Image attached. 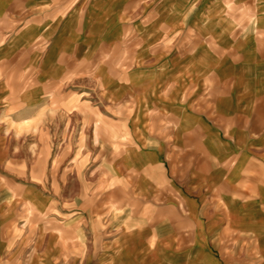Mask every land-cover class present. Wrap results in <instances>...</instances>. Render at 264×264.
Returning <instances> with one entry per match:
<instances>
[{
	"label": "crops",
	"instance_id": "obj_1",
	"mask_svg": "<svg viewBox=\"0 0 264 264\" xmlns=\"http://www.w3.org/2000/svg\"><path fill=\"white\" fill-rule=\"evenodd\" d=\"M82 156L132 195L87 219L26 175L0 262L7 232H38L31 264H264V0H0V167L57 157L78 179Z\"/></svg>",
	"mask_w": 264,
	"mask_h": 264
},
{
	"label": "rangeland",
	"instance_id": "obj_2",
	"mask_svg": "<svg viewBox=\"0 0 264 264\" xmlns=\"http://www.w3.org/2000/svg\"><path fill=\"white\" fill-rule=\"evenodd\" d=\"M65 101L67 102V111H73V101L79 100L80 96H73L71 93H67L65 95ZM94 94L92 93H85L83 94L82 99H94ZM58 100L59 98H56ZM60 99H62L60 97ZM69 107V109H68ZM88 111H90L88 109ZM72 116V115H71ZM95 117L98 118V121L101 120V114L98 112ZM69 130L67 131L69 133V140L66 141L65 145L69 148L70 146L72 148L75 147V140L73 139V121L70 123ZM105 124L102 121V125L99 127H103V132L101 133L100 137H105L104 127ZM89 127V126H88ZM56 129V128H55ZM97 139V141L94 140H88V141H82L83 149H101V144H104L103 151L108 147L111 148V142L110 141H104ZM63 142H60L61 145ZM122 142H114V150L115 152H118L121 148ZM106 146V148H105ZM54 147H58V142H54ZM64 148V147H63ZM100 151V150H99ZM31 158L28 157H18V158H6L4 161V165L0 167V198L1 197H10L14 196V194H19L23 191L21 187L14 188L15 182H21L22 180H25L26 175L29 176L30 180L35 181L36 179H43L48 185L49 188L47 189L50 193H59L63 195V197H66L67 199H74L78 198L81 200V208L83 216L85 215L87 219H90L95 215L96 208L99 207L97 204H95L96 197L109 195L112 197H119V196H131V192L128 190H122V189H115V190H107L105 188V183L101 182V177L96 175V173L99 170H105V157H96V158H89V157H83L82 156V174L81 178H74L75 175L70 172L64 173L59 172V169L55 166L54 161H56L58 158L54 157L53 164L50 165H43L41 162L29 166V171L25 172V162L29 161ZM66 160L68 158H65ZM93 159L98 160L99 164L90 166L87 164L88 162H92ZM10 161H13L12 164ZM102 161V162H100ZM71 162V161H70ZM61 168V167H60ZM70 170H73V166L69 167ZM62 169V168H61ZM98 176V177H97ZM64 179H66V187L63 188H52V185H62L64 182ZM25 182V181H23ZM107 193V194H106ZM114 211H116V206H113ZM30 213V210H27L25 213L24 218L26 219V215ZM88 228V226H87ZM10 232H7L8 239H12V241H17V248L11 252V254L3 255L1 257L0 264H31V258L34 252V242L35 238L38 237V232H14L11 233V236L9 234ZM15 234V237L13 236ZM17 234V235H16ZM68 239V238H67ZM72 239V238H71ZM1 256V254H0Z\"/></svg>",
	"mask_w": 264,
	"mask_h": 264
}]
</instances>
